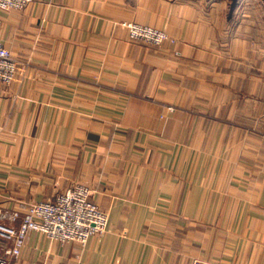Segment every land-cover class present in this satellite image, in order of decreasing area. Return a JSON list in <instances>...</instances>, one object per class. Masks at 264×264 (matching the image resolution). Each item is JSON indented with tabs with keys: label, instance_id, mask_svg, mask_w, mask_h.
Masks as SVG:
<instances>
[{
	"label": "crops",
	"instance_id": "0c3cea01",
	"mask_svg": "<svg viewBox=\"0 0 264 264\" xmlns=\"http://www.w3.org/2000/svg\"><path fill=\"white\" fill-rule=\"evenodd\" d=\"M0 22V208L81 184L107 216L12 264H264V0H32Z\"/></svg>",
	"mask_w": 264,
	"mask_h": 264
},
{
	"label": "built area",
	"instance_id": "2783aa9c",
	"mask_svg": "<svg viewBox=\"0 0 264 264\" xmlns=\"http://www.w3.org/2000/svg\"><path fill=\"white\" fill-rule=\"evenodd\" d=\"M32 0H0V11L21 10ZM129 37L151 45L167 40L154 27L122 23ZM1 28V22H0ZM17 62L0 39V84L9 86L16 75ZM91 189L76 184L58 193L53 200L29 204L24 210L0 208V264H12L32 233L44 235L51 243L84 245L90 236L102 233L106 214L91 200Z\"/></svg>",
	"mask_w": 264,
	"mask_h": 264
},
{
	"label": "rangeland",
	"instance_id": "374dc122",
	"mask_svg": "<svg viewBox=\"0 0 264 264\" xmlns=\"http://www.w3.org/2000/svg\"><path fill=\"white\" fill-rule=\"evenodd\" d=\"M124 23H136V22H124ZM138 24V23H137ZM141 25V24H140ZM143 26H148V25H143ZM152 27V26H151ZM155 28V27H154ZM158 29V28H157ZM160 30V29H159ZM162 31V30H161ZM164 32V31H163ZM165 33V32H164ZM166 34V33H165ZM167 36V35H166ZM167 39H168V37H167ZM167 41V40H166ZM166 41H164V42H162L161 44H159V45H156V46H160V45H162L163 43H165ZM144 42V41H143Z\"/></svg>",
	"mask_w": 264,
	"mask_h": 264
}]
</instances>
